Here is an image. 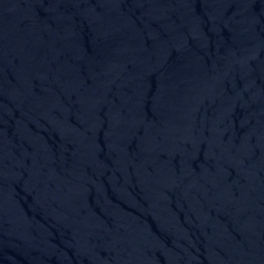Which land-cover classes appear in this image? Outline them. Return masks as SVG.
<instances>
[{"label": "water", "instance_id": "1", "mask_svg": "<svg viewBox=\"0 0 264 264\" xmlns=\"http://www.w3.org/2000/svg\"><path fill=\"white\" fill-rule=\"evenodd\" d=\"M0 264H264V0H0Z\"/></svg>", "mask_w": 264, "mask_h": 264}]
</instances>
